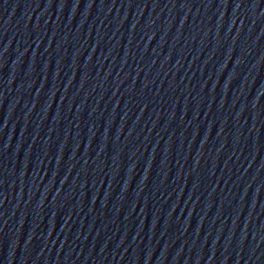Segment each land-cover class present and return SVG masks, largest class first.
<instances>
[{
	"label": "water",
	"instance_id": "obj_1",
	"mask_svg": "<svg viewBox=\"0 0 264 264\" xmlns=\"http://www.w3.org/2000/svg\"><path fill=\"white\" fill-rule=\"evenodd\" d=\"M0 264H264V0H0Z\"/></svg>",
	"mask_w": 264,
	"mask_h": 264
}]
</instances>
